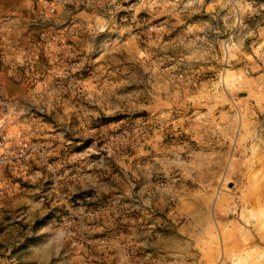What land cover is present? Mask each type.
<instances>
[{"label": "rangeland", "instance_id": "obj_1", "mask_svg": "<svg viewBox=\"0 0 264 264\" xmlns=\"http://www.w3.org/2000/svg\"><path fill=\"white\" fill-rule=\"evenodd\" d=\"M0 264H264V0H0Z\"/></svg>", "mask_w": 264, "mask_h": 264}, {"label": "built area", "instance_id": "obj_2", "mask_svg": "<svg viewBox=\"0 0 264 264\" xmlns=\"http://www.w3.org/2000/svg\"><path fill=\"white\" fill-rule=\"evenodd\" d=\"M5 163V158L0 155V167Z\"/></svg>", "mask_w": 264, "mask_h": 264}]
</instances>
